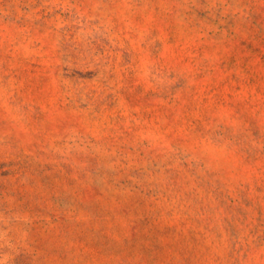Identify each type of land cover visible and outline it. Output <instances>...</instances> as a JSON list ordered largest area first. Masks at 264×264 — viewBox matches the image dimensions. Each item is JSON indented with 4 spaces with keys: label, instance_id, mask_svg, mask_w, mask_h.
Wrapping results in <instances>:
<instances>
[{
    "label": "rangeland",
    "instance_id": "obj_1",
    "mask_svg": "<svg viewBox=\"0 0 264 264\" xmlns=\"http://www.w3.org/2000/svg\"><path fill=\"white\" fill-rule=\"evenodd\" d=\"M0 264H264V0H0Z\"/></svg>",
    "mask_w": 264,
    "mask_h": 264
}]
</instances>
